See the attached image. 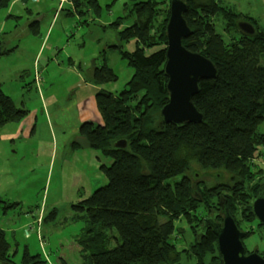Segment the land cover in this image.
I'll list each match as a JSON object with an SVG mask.
<instances>
[{
  "label": "trees",
  "instance_id": "trees-1",
  "mask_svg": "<svg viewBox=\"0 0 264 264\" xmlns=\"http://www.w3.org/2000/svg\"><path fill=\"white\" fill-rule=\"evenodd\" d=\"M185 1L189 6L185 19L192 34L184 45L213 61L218 69L216 79L199 83V93L193 98L204 121L163 129L159 125L160 111L169 98L164 69L170 3H135L126 16L132 24L119 32L121 42L135 43L131 52L119 48L122 59L134 70L132 79L118 95L97 91L95 102L102 123L89 120L79 127L85 145L111 160L107 164L99 157L107 184L73 205V219L87 225L79 240L83 264H183L184 252L192 257L191 264H222L216 236L200 228L209 216L221 221L222 202L239 227L236 192L231 189L228 199L232 203L225 201L218 188L205 194L191 185L185 170L196 162L205 170L230 173L238 183L242 172L259 176L253 168L258 146L264 142V135L257 131L264 120V27L234 6L222 8L219 1L206 0L198 6L194 0ZM9 2L0 0V12ZM71 4L77 13L89 5L96 13L100 9L96 0H72ZM241 18L252 20L255 35L238 29ZM31 25L38 35L39 26ZM114 25L120 26L121 21ZM0 37V57H5L17 47H9L1 33ZM91 75L97 83L117 79L106 65L101 69L93 66ZM29 113L0 85V139L8 125L22 122ZM119 140L126 141L125 149L115 147ZM251 216L257 220L253 210ZM178 222L187 224L193 237L189 249L180 250L183 245L179 242L184 240L180 234L184 236L185 231ZM112 242L114 248L109 247ZM9 247L5 232L0 230L1 262L12 263ZM22 264L43 262L25 257Z\"/></svg>",
  "mask_w": 264,
  "mask_h": 264
},
{
  "label": "rangeland",
  "instance_id": "rangeland-1",
  "mask_svg": "<svg viewBox=\"0 0 264 264\" xmlns=\"http://www.w3.org/2000/svg\"><path fill=\"white\" fill-rule=\"evenodd\" d=\"M9 1L8 7L0 12V33L9 47L17 49L0 58L3 91L17 106L28 110L50 104L49 98L58 106L75 101L79 106L77 112L88 111L95 124L102 122L95 103L97 91L103 89L118 95L134 74L133 68L122 59L119 48L131 52L135 43L121 42L119 32L132 24L126 16L134 4L149 0H96L99 13L90 5L81 8V12H74L72 0ZM159 1L163 6L170 3L169 0ZM205 1L193 2L198 6ZM216 1L222 8L234 6L239 13L264 27V0H212V3ZM242 20L252 21L241 18L237 22ZM119 21L121 25L116 27L114 23ZM33 22L34 26H39L38 35L33 32V25L30 26ZM50 45L54 48L52 52L48 50ZM37 52L42 57L38 68L43 72L44 81L42 86L36 85V89L32 76L28 79L22 70L34 66ZM105 65L116 80L97 83L91 73L80 80L78 73L81 70L93 66L101 69ZM40 79L39 74L35 75L36 81ZM53 127L56 125L44 122L31 138L49 139ZM73 127V123L66 127L70 141L66 146H59L61 157L52 162L39 160L32 146L23 141L0 142V230L5 232L9 243L12 264H22L25 257H35L43 264H83L79 240L87 225L73 219V205L105 186L107 179L96 160V156L102 155L83 146L81 136L72 137ZM257 131L264 135V120L257 126ZM103 161L111 162L109 158H103ZM254 162L253 173L259 176H245L242 172L238 176L239 183L230 173L205 170L196 162L189 163L185 172L191 185L205 194H213L214 188H218L216 191L222 192L225 201L232 203L228 197L236 192L233 194L235 208H238L235 215L241 230L247 232L244 239L247 252L258 249L264 256V228L251 216L254 194L264 184V142L258 146ZM239 184L243 186L239 187ZM245 185L253 187L252 192ZM178 223L185 231L184 236L180 234L184 237L179 242L183 245L180 250L189 249L193 237L187 224ZM114 246V242L109 245L110 248ZM182 263L191 264L193 259L184 252Z\"/></svg>",
  "mask_w": 264,
  "mask_h": 264
},
{
  "label": "water",
  "instance_id": "water-1",
  "mask_svg": "<svg viewBox=\"0 0 264 264\" xmlns=\"http://www.w3.org/2000/svg\"><path fill=\"white\" fill-rule=\"evenodd\" d=\"M185 0H170V17L166 26V64L165 76L168 79V103L161 109V128L167 125L183 127L185 124H200L204 116L196 108L193 98L199 93V83L218 77L216 65L198 52L190 51L184 45L192 30L185 19L188 11ZM238 29L249 36L256 33L255 26L249 21L238 22ZM115 147L125 149V140H119ZM253 213L264 227V184L257 191L253 202ZM221 221L209 216L204 219L200 230H211L217 238L222 264H264V256L255 249L247 253L244 239L247 232L241 230L230 214L226 203L221 204ZM0 264H12L1 262Z\"/></svg>",
  "mask_w": 264,
  "mask_h": 264
},
{
  "label": "crops",
  "instance_id": "crops-1",
  "mask_svg": "<svg viewBox=\"0 0 264 264\" xmlns=\"http://www.w3.org/2000/svg\"><path fill=\"white\" fill-rule=\"evenodd\" d=\"M53 49L54 48H52L51 45L48 46V50L50 52H52ZM37 54L34 66L32 68H23L22 70L25 71L24 73L27 75L28 79L32 76L35 87L38 84H41L42 86L41 82L44 81L42 76L43 72H41V70L38 68L40 67L39 60H41L42 57L39 56L40 52H37ZM80 72L81 73H78L80 80H84L85 75L88 78L89 73H91V69H86L85 71L81 70ZM37 74H39L41 77L40 81L35 80V75ZM49 101L50 104H43L41 109H29V115L22 122L8 125L1 133L0 142H14L16 140L23 141L24 144H28L30 147L32 146V149L39 160L43 159L45 162H52L54 159L60 158L61 149L59 150V146H66L70 141V137L67 136L66 127L73 123L74 127L72 129L71 136L76 137L79 136L80 125L85 121H92V119L91 114L88 111H83L81 113L77 112L79 106L75 101L70 100L72 102L65 103L61 106L56 105V102L50 98ZM46 102H48V100ZM69 116L71 117V120H66ZM44 122L56 125V127H53L50 138L46 140H33L31 136L36 132V129L39 128V125L43 124ZM80 140H82L81 144L85 146V141L83 139ZM96 160H98V163H100L99 156H96Z\"/></svg>",
  "mask_w": 264,
  "mask_h": 264
},
{
  "label": "flooded vegetation",
  "instance_id": "flooded-vegetation-1",
  "mask_svg": "<svg viewBox=\"0 0 264 264\" xmlns=\"http://www.w3.org/2000/svg\"><path fill=\"white\" fill-rule=\"evenodd\" d=\"M243 21H246V20H243Z\"/></svg>",
  "mask_w": 264,
  "mask_h": 264
}]
</instances>
